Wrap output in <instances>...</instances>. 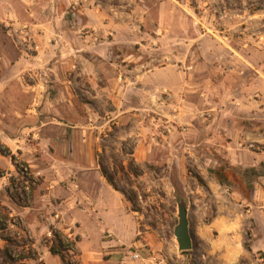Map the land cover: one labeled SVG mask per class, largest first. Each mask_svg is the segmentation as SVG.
<instances>
[{
	"label": "rangeland",
	"instance_id": "1",
	"mask_svg": "<svg viewBox=\"0 0 264 264\" xmlns=\"http://www.w3.org/2000/svg\"><path fill=\"white\" fill-rule=\"evenodd\" d=\"M62 2L55 0L58 6ZM112 6L126 18L123 41L117 43L114 53L125 57L123 68L128 72L124 74L131 82L121 94L122 103L111 106L114 121L107 133L111 143L107 151L95 155L98 170L101 176L104 171L112 180L138 218L137 239L142 243L139 252L143 259L148 258L153 264H204L198 257L197 240L191 230L194 251L182 254L172 243L177 198L186 201L189 221L195 226L216 213L234 219L237 214H245L246 207L237 205L232 194L252 187L240 183V177L247 180L264 177V109L253 116V128L248 127V117L238 116L234 111V101L239 99L242 87L255 82L256 91L251 97L257 101L262 97L264 0H127L122 5L113 0ZM80 7V0L70 1L65 13L68 22L82 18ZM108 15L114 16L113 11ZM87 43L90 48L98 45L96 39ZM31 46L38 52L37 46ZM83 54L77 59L79 67L86 63L108 69L104 57L90 56V52ZM120 60L117 58L118 63ZM153 68H172L190 77L194 91L189 90L187 95H191L195 106L192 119L186 113L185 92L164 86L169 82L168 74L158 80L159 88L147 84L144 89L138 76ZM25 75L30 83L38 80ZM183 81L184 77L180 83ZM153 94L159 95L160 101L144 99ZM78 100L76 113L88 118L94 105L87 104L83 96ZM209 108H215L214 115H208ZM3 115H0V250H9L13 262H4L0 252V264H82L75 217L78 210V176L72 154L75 137L61 139L54 124L37 137L21 133L22 144L36 148L24 151L25 154L41 157L35 163H27L20 153L10 152L5 144L10 119L6 113ZM238 123L257 133L255 141L246 138L239 141L254 142L258 150L238 149L231 138L221 137L243 164L231 167L206 142L211 138L216 142L218 134L232 132L239 128ZM110 137L104 139L110 141ZM217 169L223 170L235 184H220L214 177ZM217 186L220 187L216 195L221 196L216 198L213 195ZM257 229L253 222L245 229L247 249L264 235L256 233ZM51 250L58 254H52ZM133 250L121 251L117 259L112 252L102 249L98 264H137L141 261L129 257ZM253 256L264 264V250Z\"/></svg>",
	"mask_w": 264,
	"mask_h": 264
},
{
	"label": "crops",
	"instance_id": "2",
	"mask_svg": "<svg viewBox=\"0 0 264 264\" xmlns=\"http://www.w3.org/2000/svg\"><path fill=\"white\" fill-rule=\"evenodd\" d=\"M62 1L58 6L55 0H0V115L6 113L10 119L6 125L8 137L5 144L10 152L20 153L27 163H35L41 157L25 154L24 151L36 148L25 147L22 134L37 137L54 124L61 139L75 137L72 154L75 155L73 166L78 176L75 217L80 241L77 245L82 264H98L102 249L112 252L113 258L118 259L121 251L128 252L138 244V218L130 211L123 195L112 188L103 174L100 175V165L95 160L96 153L107 151L111 143L107 134L114 121L111 106L122 103L121 94L131 82L124 74L128 72L123 68L125 57L114 53L117 43L123 41L126 18L113 9V0H80L82 18L68 22L65 13L71 0ZM117 1L122 5L127 0ZM110 11L114 16L108 15ZM93 39L98 45L90 48L87 42ZM31 45L37 46L38 52H34ZM89 52L90 56L107 59L108 69L86 63L79 67L77 59ZM117 58L121 59L119 63ZM26 73L38 80L28 82ZM166 74L169 82L164 86L185 92L186 113L191 114L192 119L195 106L191 95L187 94L194 89V84L185 73L182 75L172 68H153L144 70L138 78L144 89L147 84L155 89L161 86L158 80ZM183 77L184 81L180 83ZM254 83L242 87L239 99L234 101V111L238 116L248 117L249 128L254 127L253 116L264 109V87L261 88L262 97L257 101L251 97L256 91ZM82 96L87 104L94 105L88 118L76 113L78 98ZM160 98L153 94L144 99L158 102ZM205 104H209L208 101ZM208 110V115H214L215 108ZM238 124L239 128L232 132L218 134L216 142L213 138L206 142L215 153L222 154L231 167L243 164L238 162L237 154L221 137L231 138L235 145L241 138L257 139V133ZM107 136L110 141L104 139ZM239 180L252 185L232 194L237 205H245V214H237L231 219L216 213L197 226L189 221V230L197 240L198 257L204 264H239L242 261L259 264L253 254L264 250V235L252 240L247 249L244 233L250 222L259 229L256 233L264 232V177L252 180L240 177ZM219 187H215L213 196L216 198L221 196L216 195ZM172 243L176 245L173 239ZM137 264L153 263L146 258Z\"/></svg>",
	"mask_w": 264,
	"mask_h": 264
},
{
	"label": "water",
	"instance_id": "3",
	"mask_svg": "<svg viewBox=\"0 0 264 264\" xmlns=\"http://www.w3.org/2000/svg\"><path fill=\"white\" fill-rule=\"evenodd\" d=\"M177 224L173 230V237L178 252H187L192 249V237L189 230L188 209L186 201L177 198Z\"/></svg>",
	"mask_w": 264,
	"mask_h": 264
},
{
	"label": "trees",
	"instance_id": "4",
	"mask_svg": "<svg viewBox=\"0 0 264 264\" xmlns=\"http://www.w3.org/2000/svg\"><path fill=\"white\" fill-rule=\"evenodd\" d=\"M102 174H103L104 178H106L107 182L112 186V188H113L114 190L117 191V189L115 188V186H114L113 183H112V180H111L110 178L107 177L106 173H105L104 171H102ZM214 177H215V179H216L220 184H223L224 182H225V183L227 182V183H229V184H235V183L232 182V179H231V178H230V180H229V178L226 176V174H225V172H223V170H222V172H221L220 169H217V170L214 172ZM239 184H240V183H239ZM129 202H130L131 204L133 203L131 200H129ZM133 211H137V210H133ZM244 246L247 247L246 244H244ZM0 252H2L3 255H4V258H3V261H4V262H6V263H8V261L11 262V263L13 262L12 257H11V253H10L9 250H7V249H3V250H0ZM50 252H51L52 254H54V255L58 254V253H56V251H54V250H51ZM181 253L183 254V253H186V252H181ZM61 260H62V262H64V260H63L62 258H61Z\"/></svg>",
	"mask_w": 264,
	"mask_h": 264
},
{
	"label": "built area",
	"instance_id": "5",
	"mask_svg": "<svg viewBox=\"0 0 264 264\" xmlns=\"http://www.w3.org/2000/svg\"><path fill=\"white\" fill-rule=\"evenodd\" d=\"M237 147H238V149H244L247 151H257L258 150V148L255 146L254 142L247 143V141L243 140V139L241 141L237 142ZM141 245H142L141 241L138 240L137 247L136 246L133 247L134 250L132 252H130L129 257L131 260H133V261L143 260V257L141 255V253L139 252V247H141ZM153 260H154V258H153Z\"/></svg>",
	"mask_w": 264,
	"mask_h": 264
}]
</instances>
